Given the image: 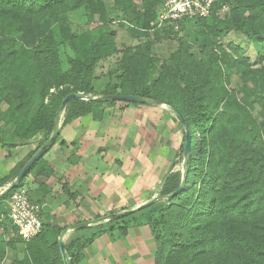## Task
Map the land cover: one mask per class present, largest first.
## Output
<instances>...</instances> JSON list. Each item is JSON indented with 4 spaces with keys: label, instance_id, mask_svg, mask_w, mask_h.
I'll return each mask as SVG.
<instances>
[{
    "label": "trees",
    "instance_id": "trees-1",
    "mask_svg": "<svg viewBox=\"0 0 264 264\" xmlns=\"http://www.w3.org/2000/svg\"><path fill=\"white\" fill-rule=\"evenodd\" d=\"M163 1L112 0L107 6L105 0H0V148L40 134L39 147L70 92H119L175 107L190 130V156L182 190L159 209L152 264H264V0H219L205 17L154 27ZM75 12L84 18L78 30L71 22ZM187 20L195 27L179 35ZM111 23L139 42L119 49ZM230 32L254 42L259 66L239 45L221 43ZM171 33L175 49L165 58L152 55L150 45ZM117 54L115 69L106 72L116 74L117 83L97 92L98 64ZM118 102L71 99L61 124L86 115L98 119V107ZM31 154L0 178V186L16 177ZM43 156L17 186L29 174L38 179L46 173ZM181 179L182 169L171 172L161 195L176 190ZM17 186L0 196V235L9 234L7 200ZM42 216L33 239L24 241L15 228L0 239V264H64L57 244L62 228ZM123 218L65 245L71 263L80 264L77 250L98 234L126 235V226L115 227Z\"/></svg>",
    "mask_w": 264,
    "mask_h": 264
},
{
    "label": "rangeland",
    "instance_id": "rangeland-1",
    "mask_svg": "<svg viewBox=\"0 0 264 264\" xmlns=\"http://www.w3.org/2000/svg\"><path fill=\"white\" fill-rule=\"evenodd\" d=\"M105 2L107 6L112 4V0H105ZM76 13L78 12L72 14L71 22L74 29L78 30L79 28H83L85 24L84 18ZM110 25L116 29L115 41L119 49L135 45L139 42V40L131 38L116 23H111ZM194 27L195 22L187 20L177 29H179V35H184L193 30ZM162 36V40L150 45V53L154 56L165 58L175 49L177 41L172 33L167 37L164 34ZM220 41L224 46L228 45V43L239 45L245 50V56L249 58L252 66L260 65L258 51L255 48L254 42L246 36L239 32H230L221 38ZM119 57L120 54H117L98 64L96 74L100 77L94 81V89L97 92H101L107 85V87H113L117 83V75L113 73L111 77H108L106 72L115 69ZM97 109L103 112L100 118L95 119L91 115H86V117L75 118L71 122L77 120L78 124L82 121L85 124V122L89 123L91 120L94 122V125L105 128L102 134L104 137L103 144H101L105 148L102 152L107 153L108 157L105 167L111 168L114 166L111 174H116L117 172L119 175H124L126 181L128 178L132 179L134 181L133 184L137 185V188L135 193L129 194L127 192L120 196L119 202L116 204H112L113 200L110 198L99 199L92 196L90 205L86 202L87 206H92L93 210L128 209L151 199L155 195L161 194L162 187L160 185L165 176L182 168L180 145L183 142L184 132L176 113L170 106L165 104L137 106L118 102L114 105L103 104ZM63 126L61 124V127ZM65 132L63 130V133ZM35 137L39 140L41 136L38 134ZM7 152L3 148H0V159L2 161H10L12 157L17 159L16 151L9 152V155L6 154ZM23 160L24 158L18 160V162L20 163ZM23 183L24 186H28L27 180L24 179ZM124 186L127 189L128 182H124ZM80 202H84V200L81 199ZM166 203L165 197L158 199L150 206L129 214L121 220L123 221L121 223L132 224L138 227L139 231H136L138 232L137 235L142 234L143 238L148 240V242L144 241L143 243L146 249L149 248V252H152L153 248L155 251L156 235L159 231V209ZM95 213L91 212L89 215L94 218L99 217ZM118 222L115 225L119 226L115 227H120L121 223ZM109 223V221H102L98 225L91 226L92 230H90L89 236L96 229L107 227ZM68 233H72L70 234L72 237L75 235L74 232ZM114 233H117V230ZM10 234H1L0 239L4 238L7 240L11 236ZM68 239L69 237H66L64 241L68 243ZM8 263V260H6L3 264Z\"/></svg>",
    "mask_w": 264,
    "mask_h": 264
},
{
    "label": "crops",
    "instance_id": "crops-1",
    "mask_svg": "<svg viewBox=\"0 0 264 264\" xmlns=\"http://www.w3.org/2000/svg\"><path fill=\"white\" fill-rule=\"evenodd\" d=\"M76 121L74 120L63 127L60 126L58 140L48 147L43 156V161L47 166L46 170H44L46 173L41 177L39 176L38 179H34L33 175L29 174L24 178L27 180L28 186H24L23 183L30 198L38 201L42 206V215L46 219H52L62 229L74 222L94 219V217L89 215L91 212H96L95 214L102 216L110 212L125 210H93L92 206L90 207L86 204L87 202L90 205L92 196L99 199L110 198L113 200L112 204H116L119 202L120 196L127 192L129 194L135 193L137 188V185L133 184L134 181L132 179L128 178L126 181L124 175H119L117 172L116 174H111L114 166L111 168L105 167L108 157L107 153L102 152L105 148L101 145L103 144L104 137L102 134L105 128L94 125L91 120L89 123L85 122V124L82 123L83 121L79 124ZM63 130L66 132L63 133ZM37 141V137H34L24 145H19L15 148H3L6 152L9 150L6 153L8 155L16 151L17 159L13 157L10 158V161H2L0 159V178L8 177L15 170L19 163L18 160L25 159L33 153L36 149ZM12 181L10 179L3 186H0V191ZM124 182H128L127 189L124 186ZM81 199L84 202H80ZM121 226H126V235L119 236L108 230L98 234L91 243L77 250L79 263L152 264L154 248L152 252H149V248L146 249L144 247L143 242H148V240L143 238L142 234L137 235L138 227L125 223H121ZM90 230L92 229L68 231L74 232L75 235L72 237L70 235L72 233L66 232L63 237V243L68 245L71 242H81L88 232L90 234ZM66 237H69L68 243L64 241Z\"/></svg>",
    "mask_w": 264,
    "mask_h": 264
},
{
    "label": "water",
    "instance_id": "water-1",
    "mask_svg": "<svg viewBox=\"0 0 264 264\" xmlns=\"http://www.w3.org/2000/svg\"><path fill=\"white\" fill-rule=\"evenodd\" d=\"M71 99L91 100V101H101V102H107V101H120V102H122L123 101V102L140 103V104H148V105H163V104H165V103H161L160 101L155 100V99L146 98V97H142L139 95L124 94V93H119V92L113 93V94H103V95L85 94V93H81V92H70V93H68L67 95H65L63 97L60 105L57 108V111L55 113V118H54V125H53V128L51 130V133L41 143V145L35 149V151L27 159V161L22 165V167L19 169V171H18L16 177L13 179V181L11 183H9L7 186H5L0 191V196L7 193L11 189H13L15 186H17L18 183L20 182V180L22 179V177L24 176V174L35 163V161H37L40 157H42L46 153L48 147H50L51 145L54 144V142H55V140L59 134V129L61 126L62 113L64 111V108H65L67 102ZM165 105H167V104H165ZM168 106H170V105H168ZM170 107L176 113V115H177V117L181 123L183 132H184L183 142H182V168H181L182 169V179L180 181L178 188L166 196H163L161 194L155 195L151 199H149L145 202H142V203L136 205L135 207L128 208V209L118 211V212H111V213L99 216L97 218H94V219H87V220L78 221V222H74V223L67 225L66 227H64L60 231V233L57 237V244H58L59 252H60V255H61V258H62L64 264H72L71 259L68 256V253L66 251L65 244L63 243V237H64L66 232L86 228L90 225H93V224H96V223H99L102 221H109V220H116V219L123 218L129 214L138 212L139 210L150 206L151 204H153L158 199H161L164 197L166 199H170L172 197V195H174L178 191L182 190V188L184 186L185 170L187 168V163H188V159L190 156L191 135H190V130H189L188 124H187L186 120L184 119L183 115L181 114V112L178 109H176L175 107H172V106H170ZM167 176L168 175H166L165 178L163 179V181L161 182V185H160L161 187L165 183Z\"/></svg>",
    "mask_w": 264,
    "mask_h": 264
},
{
    "label": "built area",
    "instance_id": "built-area-1",
    "mask_svg": "<svg viewBox=\"0 0 264 264\" xmlns=\"http://www.w3.org/2000/svg\"><path fill=\"white\" fill-rule=\"evenodd\" d=\"M217 1L219 0H164L159 7L157 20L152 25L160 27L184 18L205 17ZM221 8L225 9L226 5H221ZM7 210L11 228H15L17 235L24 241L33 239L41 232L42 206L30 199L24 186H17L11 193L7 200ZM11 228L6 230L12 234Z\"/></svg>",
    "mask_w": 264,
    "mask_h": 264
}]
</instances>
